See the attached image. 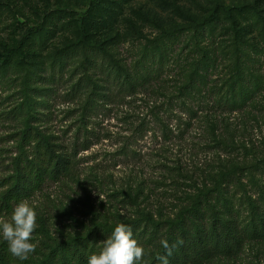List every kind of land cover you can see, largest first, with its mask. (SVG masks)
Wrapping results in <instances>:
<instances>
[{
	"label": "rangeland",
	"instance_id": "obj_1",
	"mask_svg": "<svg viewBox=\"0 0 264 264\" xmlns=\"http://www.w3.org/2000/svg\"><path fill=\"white\" fill-rule=\"evenodd\" d=\"M98 3L0 0V176L12 172L21 154L16 136L24 125L14 111L29 97L42 105L47 134L65 146L89 145L79 153L76 179L52 184L31 201L48 217L56 243L83 236L97 219H173L216 190L215 198L245 219L246 199L264 190V0ZM214 11L221 20L212 38L228 32V60L244 55L250 80L260 86L257 101L228 115L214 113L207 91L184 98L180 90L192 72L188 64L178 74L177 53L194 35L185 28ZM89 35L104 51L79 44ZM166 49L176 61L160 72L154 62ZM115 63L137 84L155 79L115 104L101 91L92 97L101 70ZM212 264H264V243Z\"/></svg>",
	"mask_w": 264,
	"mask_h": 264
},
{
	"label": "trees",
	"instance_id": "obj_2",
	"mask_svg": "<svg viewBox=\"0 0 264 264\" xmlns=\"http://www.w3.org/2000/svg\"><path fill=\"white\" fill-rule=\"evenodd\" d=\"M98 1L93 0V5ZM220 20L219 11L210 13L207 18L200 14L192 19L185 29L193 31V39L183 41V46L177 53L180 58L176 60L183 61L178 74L183 72L184 66L188 64L192 69L189 81L180 88L181 95L184 98L191 94L201 96L207 91L213 102L214 113L228 115L240 112L243 110L241 106L257 101L260 86L250 80V66L244 55L237 56L235 60H228L229 56L232 57L228 49L233 47L227 39L228 32L212 38V31L220 26ZM208 22L212 24L210 29L206 27ZM169 34L165 32L167 37H170ZM204 42L208 43L203 45ZM79 44H86L87 48L97 51H104L105 48L103 43L94 44L90 35L83 36ZM170 49L162 50L161 57L154 62L160 72L165 71L168 61H176L170 56ZM93 66L95 65L92 63L91 68ZM126 70L119 66V63H115L112 68H103L100 72L101 82L99 80L95 84L92 97H99L101 91L106 102L115 104L121 99L135 95L140 85H149L155 79L154 76H144L143 82L137 84ZM42 87L34 92L36 98H42ZM41 108L40 103L36 101L32 104L31 99L26 97L25 104L14 111V116L19 117L24 128L16 136L20 141L21 154L12 163V172L7 177L0 176L2 220L10 219L12 209L20 201L31 204L32 199L50 185L76 179L79 175V153L89 149L86 141L65 146L41 129V124L45 122ZM23 120L25 121L22 122ZM262 166L264 167V162ZM254 185L257 188L256 184ZM256 191V198L246 199L248 215L245 219H242L233 205L226 200L215 198V195L219 194L216 190L199 198L195 203L188 204L187 208L173 219L155 220L148 214L133 220L118 219L112 224L97 219V223L86 234L64 243L54 241L48 217L41 215L39 208L31 204L36 211L38 225L32 236V241L37 244L35 253L30 254L28 260L19 262L7 252L6 242L0 239V264H87L88 256L99 253L103 241L118 224H126L132 228L133 237L145 250L142 264H159L157 255L166 254L161 245L162 240H167L170 246L174 245L169 257L170 264L235 261L246 248L264 243V190L258 187ZM179 240L183 243L178 244Z\"/></svg>",
	"mask_w": 264,
	"mask_h": 264
},
{
	"label": "clouds",
	"instance_id": "obj_3",
	"mask_svg": "<svg viewBox=\"0 0 264 264\" xmlns=\"http://www.w3.org/2000/svg\"><path fill=\"white\" fill-rule=\"evenodd\" d=\"M37 214L34 207L27 201H20L12 209L9 220H0V239L7 244V252L19 262L29 259L35 253L37 244L32 242V236L37 228ZM182 244L183 241H177ZM166 254L157 255L159 264H170L169 257L172 248L167 240L161 241ZM145 250L133 237L129 225L118 224L103 241L99 253L88 256L87 264H142Z\"/></svg>",
	"mask_w": 264,
	"mask_h": 264
}]
</instances>
